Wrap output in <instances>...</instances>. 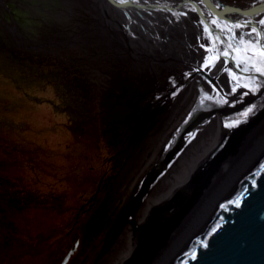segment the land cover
Returning <instances> with one entry per match:
<instances>
[{
	"label": "rangeland",
	"instance_id": "1",
	"mask_svg": "<svg viewBox=\"0 0 264 264\" xmlns=\"http://www.w3.org/2000/svg\"><path fill=\"white\" fill-rule=\"evenodd\" d=\"M106 1L0 0V264H105L111 251L99 255L107 231L118 219L131 226L134 190L128 196L118 186L136 175L130 169L139 133L120 91L128 56L106 50L101 38L119 44ZM221 1L241 10L258 0ZM131 2L134 9L160 4ZM133 16V28L123 17L130 40L145 50L143 17ZM146 56L150 69L154 56ZM215 161L210 172L220 168ZM134 184L139 193L138 179ZM181 188L174 192L184 199ZM150 218L147 212L134 222L142 227ZM133 254L131 262L141 257Z\"/></svg>",
	"mask_w": 264,
	"mask_h": 264
},
{
	"label": "bare ground",
	"instance_id": "2",
	"mask_svg": "<svg viewBox=\"0 0 264 264\" xmlns=\"http://www.w3.org/2000/svg\"><path fill=\"white\" fill-rule=\"evenodd\" d=\"M117 1L118 6L105 2L114 10L113 17L120 21L127 17L132 28L135 13L144 20L139 25L145 50L130 40L125 50L130 69L126 77L120 75V83L125 78L128 83L120 91L138 129L135 147L141 150L133 155V182L124 179L118 186L128 196L134 190L131 200L141 204L138 213L135 206L129 209L130 227H123L126 222L118 219L117 226L114 223L107 231L114 237L105 243L104 250L108 249L103 253L111 251L105 264H141L136 258V262L128 260L133 251L137 252L133 256L151 260L148 264H169L188 238L197 236L196 219L202 215L204 224L209 221L218 200L225 201L264 154V0L240 12L221 0H160L153 9L128 7L131 1L146 0ZM152 28L160 34L150 32ZM164 35L167 43L159 42ZM149 51L154 56L150 69ZM169 138L171 142L164 145ZM207 157L210 160L197 172ZM215 160H222L220 168L210 172ZM144 171H148L146 179ZM149 179L152 186L141 191ZM179 186L188 200L175 193ZM168 197L170 205L162 210ZM147 212L155 218L142 227L134 222H141ZM157 232L162 234L156 235L158 239L151 235Z\"/></svg>",
	"mask_w": 264,
	"mask_h": 264
},
{
	"label": "water",
	"instance_id": "3",
	"mask_svg": "<svg viewBox=\"0 0 264 264\" xmlns=\"http://www.w3.org/2000/svg\"><path fill=\"white\" fill-rule=\"evenodd\" d=\"M108 1L115 6L121 4L117 0ZM145 181L141 191L148 189L149 181ZM234 190L225 201L218 200L209 221L204 224L202 215L196 219L199 224L195 230L197 236L189 237L183 251L169 264H264V154L255 160L254 167L247 171ZM139 203L140 200L134 202L135 206ZM188 220L183 221V227ZM151 235L156 239L162 236L161 232ZM112 237L114 235L107 232L99 256L103 251L107 252L108 248L104 250V246ZM137 262L149 263L148 259Z\"/></svg>",
	"mask_w": 264,
	"mask_h": 264
},
{
	"label": "flooded vegetation",
	"instance_id": "4",
	"mask_svg": "<svg viewBox=\"0 0 264 264\" xmlns=\"http://www.w3.org/2000/svg\"><path fill=\"white\" fill-rule=\"evenodd\" d=\"M115 17V16H114ZM117 19V20H116ZM125 19H126V17H125ZM112 20V19H111ZM123 22H120V20H119V18H114V21L112 20V21H108V22H110L111 23V25H112V23H113V25L112 26H114L115 28H117L118 30H119V34L117 33V35H116V37H115V32L114 31H112V32H110V36H112V37H115V38H119V40H118V43L120 44H118V45H115L114 43H112L110 40H109V38L107 37V35H106V37L104 36V35H102L101 36V38H103V39H108L106 42L108 43V44H106L105 42H104V45H107L106 46V50H109V49H113V50H115V51H121V53L122 54H124V55H126L127 56V54H125L126 52H125V50L128 48V46H129V43H130V34H129V30H128V27H127V25H126V23L124 22L125 20H122ZM120 23H121V27H120ZM110 29H112L113 27H109ZM129 34V35H128ZM141 37V36H140ZM139 37V38H140ZM142 38H143V40H144V34H142ZM132 40V39H131ZM142 40V41H143ZM105 41V40H104ZM132 41H134V40H132ZM139 44L141 43V38L139 39ZM120 46V47H119ZM137 49H139V48H137ZM112 50V51H113ZM116 65V64H115ZM117 65H120V64H117ZM116 65V66H117Z\"/></svg>",
	"mask_w": 264,
	"mask_h": 264
}]
</instances>
